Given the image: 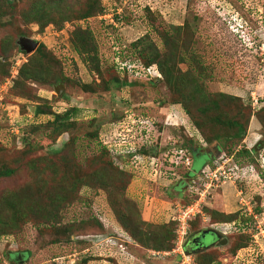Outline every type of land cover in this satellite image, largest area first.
I'll use <instances>...</instances> for the list:
<instances>
[{"label":"rangeland","instance_id":"obj_1","mask_svg":"<svg viewBox=\"0 0 264 264\" xmlns=\"http://www.w3.org/2000/svg\"><path fill=\"white\" fill-rule=\"evenodd\" d=\"M23 38L38 42L44 51L22 50ZM141 53L145 59L153 53L168 56L180 73L194 77L192 87L200 86L214 98L235 97L222 110L242 114L238 117L246 133L221 142L216 140L219 132L232 136L236 131L196 129L185 107L177 104L185 102V95L174 93L158 64L148 65ZM0 62L6 66H0V170L6 155L40 162L64 146L65 158L85 171L97 168L91 162L104 146L128 170L115 169V184L106 174L84 184L74 181L77 191L61 215L62 226L74 225L71 242L52 245L58 239L56 226L41 222L23 205L8 210L3 200L18 188L25 190L20 198L25 205L48 204L55 198L52 185H57L48 183L50 174L17 164L13 177L0 178V232L4 218L13 217L17 227L11 238L0 239V264H15L27 251L30 256L18 264H180L178 240L171 241L173 255L151 257L148 250L157 251L154 239L147 247L126 234L119 223L128 212L121 208L117 217L111 205L117 197L146 222L141 231L150 237L162 226L173 230L170 222L191 208L196 215L189 235L214 230L221 236L209 249L200 247V254L191 252L197 264H209V256L211 264H264V0H0ZM43 66L44 72L36 70ZM23 69L37 78L28 86L21 84ZM117 75L126 83L121 89L112 83ZM57 78L65 80L58 83ZM59 84L64 85L61 95ZM197 90L186 101L192 103ZM73 108L80 110L75 127L55 141L46 125ZM37 109L50 114L35 115ZM96 131L100 136L93 140ZM73 136L79 138L75 156L67 146ZM144 147L147 154L142 152L144 162L138 161L136 169L124 156ZM183 151L191 173L180 167L161 177L159 166L166 156L176 158ZM219 168L227 178L217 183L213 172ZM123 185L128 186L122 198ZM214 212L237 214L241 223L216 224L221 219ZM248 237L247 247L236 250Z\"/></svg>","mask_w":264,"mask_h":264},{"label":"trees","instance_id":"obj_2","mask_svg":"<svg viewBox=\"0 0 264 264\" xmlns=\"http://www.w3.org/2000/svg\"><path fill=\"white\" fill-rule=\"evenodd\" d=\"M37 9H42V7H38ZM38 51L42 53V51H44L43 47L42 46L39 47ZM140 55H141V58L145 59L143 57V53H141ZM151 56L152 57L150 59H145V61H147L148 65H152L155 63L158 64L160 72L163 74L164 78L167 80L168 85L175 86L174 88H172L174 93L181 92L183 93V95H185L187 99V94H190V93L193 94L194 90L198 89L197 90L198 92L196 94L197 98L193 96L191 98L192 103H189L188 101H186L185 98H183L185 102L177 103V104H182L183 107H185L184 109L187 115H189L190 119L194 123L192 124L194 125L196 129L201 130V131H205L206 129H209V131L212 132L215 127L221 126L222 128H227L228 131L229 130L236 131V133L232 136H226L225 135L227 133L226 131L219 132L216 135V140L221 141V142L228 141L229 139L237 138L239 136L241 137L243 134L246 133V130H247L245 127L246 125L242 122V119L240 118L241 116H243L242 114L236 113L235 115H232L230 113L232 110H229V109L222 110L223 109L222 104L225 103L226 101H227V105L229 106L230 104H234V101L236 100L235 97L228 96L225 94H219L218 99L214 98L213 96L208 95L203 89H201L200 86L192 87L191 81L194 80V77L190 75L187 76V75H184V73L179 72L176 66V63L174 64V60H173L174 56L171 55L173 61H170L168 56H165L164 59H162L161 56H158L156 53H153ZM95 60L97 61V65H98L96 66L97 70L99 74L102 76L103 72L101 71L99 62L96 58ZM171 62H172V65H170ZM36 63L37 65H43L39 61H36ZM0 66L4 68L6 67L2 62H0ZM43 68L44 66L41 69L30 67L31 71L33 69H36L39 72H44L45 70H43ZM124 71H125L124 73H128L127 70H124ZM19 75L21 76V78H23V81H25V83L21 82V84L25 86H28L29 81L33 79H37L33 75L27 74L26 69L21 70ZM56 80L58 83H60L64 81L65 79L57 78ZM112 83L113 85L116 86L117 89H121L124 86H126V83L123 82L118 75L117 77L112 79ZM195 99H197V102H194ZM49 109L50 107L46 106V110L48 111ZM47 111H45L44 109H41L38 111L37 109L35 112V115L50 114ZM79 112L80 110L77 108L70 109L68 112H66L63 115H57L56 120H55L56 122L54 123L50 122L46 125V127L52 128L53 136H54L53 139L55 141L65 132L72 131V129L75 127L74 121L76 119V115ZM197 112H198V116L196 114ZM219 112H222V113H219ZM40 128H41L40 126L32 128L31 133L32 134L38 133V130ZM31 133L29 135H31ZM99 136H100V131H96V133L93 134V137H94L93 140L95 139L97 140ZM226 138H229V139H226ZM78 139H79L78 136H73L71 138L70 144L68 145L66 144L68 146V150L70 149V153L73 154V156H75V149H76L75 147L77 146L76 142L78 141ZM189 142L193 144L191 140H189ZM261 145L262 144L260 142L258 144V147H261ZM185 147H187L188 150L193 152L192 147H190L189 145ZM65 148L66 146H64L61 150L57 152L54 151L50 153L49 156L41 158L40 162L35 161V160L31 162L29 161L26 162L25 160H23L22 162H20V158L10 159L6 155L5 157L6 159L3 162V165L0 170V178H3V179L11 178L17 173L16 165L25 163V166L28 169H31L34 171L41 170L42 171L41 173H46V174L51 175V178L49 179L48 183H51V184L56 183L57 186L55 188L52 185V188L56 189V191L53 192L55 198L52 201H50L48 204L39 203V205L34 206L33 204L28 203L25 205L24 203H22V200H20V198L24 196L25 190L23 189L18 190V188L11 191V193H9V197H6L3 201L7 203V206L9 207L8 210H14L20 207L21 205H23L32 214L34 213L33 216H36L38 219L43 220L41 222L49 223L54 227L56 226L55 227L56 229L55 228L53 229H55L54 231L57 235L56 238L58 239L54 240L52 245L71 242V238L73 236V226L74 225L73 226L66 225L65 227L62 226L61 215L63 213V210L66 207V203L69 201V199H71V197L75 195L77 191L76 182H82V184H84L83 181H85L86 183L87 180L92 179L91 178L92 176L93 177L99 176V178L102 179L104 178V175L106 174L105 179H108L109 177L112 179V181H114V184H115L117 181H119V177H118V174L115 172V169L118 172H123L125 174L127 173L122 167H120L117 164L115 159L109 153V148L106 146H104L103 149L100 151V153L92 160L91 164L97 165V168L92 172H89L88 170L85 171L84 168L79 167V164H77L76 162L65 158V152H66ZM141 152H143L144 154H147V151L145 148L142 149ZM245 154L250 156V159H252V154H253L252 152L247 150L245 151ZM237 155L238 154L233 155V156L236 157ZM106 158L110 160L107 161ZM101 165H104V166L102 167ZM185 175L187 176V174ZM123 182L127 183L125 179L123 180ZM127 186L128 185H123L121 189L120 196L122 198L125 197ZM117 190H118V187H116V191ZM118 198L119 197L111 201V205L113 207L112 209L117 214V217H119V214H121L119 212L121 208L126 209L129 216L125 220L123 219L122 221H120L121 223L119 224L125 230L126 234H128L132 238V240H134V242L136 240L142 244H145V246L148 247L149 246L148 241H150L151 239H154L155 249L158 252H171L174 249L175 246L174 244L173 245L171 244V241H173L176 244V240H178L177 235H176V231L179 226L178 222H175V221L170 222L173 225V230H169L167 229V227L164 228V226H162L163 227L162 231L154 230L153 234L151 233V237H150L149 233H144L141 231V226L147 225L145 224L146 222L142 221L141 216L131 213L135 211L131 205L129 206V204L123 199H122V203H120L119 202L120 200ZM212 214L214 217L217 216L218 218L221 219V221L219 223H217L218 222L217 221L216 224H220V223H231L232 224V223H238V222L239 224L241 223L240 222L241 220L239 219L237 214L226 215V214H222L219 212H214ZM36 217H35V220L37 219ZM3 222H4V225L2 226V230L0 232L3 234H0V239L6 236L7 237L11 236L13 234L12 232H15V229L17 228L16 225L14 224L13 217L9 219L4 218ZM60 226H62L61 231L59 230ZM98 226L102 227L103 224L100 223L98 224ZM206 231H211V230H202V231L196 230V231H193L187 237L185 250L189 254H192V253L188 249V244H187L188 240L200 234L201 232H206ZM140 234H142L141 237H140ZM248 239H250V237H248L246 241L243 240L239 242L236 245V250L241 249L243 247H247ZM21 254H26L30 256L31 253L27 251V252H22ZM196 254H200V252ZM9 255L11 256L12 254H9ZM210 257L211 256L208 257L209 264L213 262V258H210ZM197 262L198 264H205L203 260L201 261L197 260ZM18 263L19 262L15 260V264H18Z\"/></svg>","mask_w":264,"mask_h":264},{"label":"built area","instance_id":"obj_3","mask_svg":"<svg viewBox=\"0 0 264 264\" xmlns=\"http://www.w3.org/2000/svg\"><path fill=\"white\" fill-rule=\"evenodd\" d=\"M170 155L166 156V159L164 160V162L160 165V161H158L159 163V170L161 172V177H167V175H174L173 172L176 171L177 169H179L180 167L183 168H189L191 166V160L189 159V155L186 156V154H184V151L182 153V155L178 152L176 158H170L169 160L167 159ZM172 156V155H171ZM144 156H135L133 158L132 163H135V168L138 169V166H136L137 162L140 161L139 163L144 162L143 159ZM142 158V160H141ZM137 159L136 162H134ZM229 161V160H228ZM152 163L155 162V159L151 160ZM167 165V166H165ZM168 168L169 170L163 171V168ZM221 169L223 168H219L216 171H214L213 173V179H215V181L217 183L220 182L221 179L224 180V178H227L226 172H219ZM217 173H219V176H217ZM240 173V172H239ZM223 177V178H222ZM229 179V178H228ZM218 185V184H217ZM195 213L193 212V210L191 208H186L185 211L181 212V214L179 215L178 218H175L172 221H176L179 223L178 229H177V235H178V242H177V251L179 253V256L182 258V261L180 264H197L195 259L193 258L192 255H190L189 253H187L185 251V242L187 237L189 236V232L191 230V226L190 223L193 220V217L195 218ZM151 257H169L172 254V252H155V251H149Z\"/></svg>","mask_w":264,"mask_h":264},{"label":"water","instance_id":"obj_4","mask_svg":"<svg viewBox=\"0 0 264 264\" xmlns=\"http://www.w3.org/2000/svg\"><path fill=\"white\" fill-rule=\"evenodd\" d=\"M39 47L38 42L32 41L27 38H23L21 40V49L26 51V52H32L36 50ZM57 93L59 95L62 94L64 90V85L59 84L57 87ZM205 235H208V239L206 240V243H208V247H212L213 245L217 244V242L220 240L221 236L218 234V232L211 230V231H206V232H201L199 235L195 236L194 238L191 239L190 247L194 248L197 244V242L201 239V237H205ZM190 242V241H189ZM228 240H223L220 241V244H227ZM22 257L19 256L18 259L20 260Z\"/></svg>","mask_w":264,"mask_h":264},{"label":"clouds","instance_id":"obj_5","mask_svg":"<svg viewBox=\"0 0 264 264\" xmlns=\"http://www.w3.org/2000/svg\"><path fill=\"white\" fill-rule=\"evenodd\" d=\"M16 77V76H15ZM145 148V147H144ZM143 148V149H144ZM142 149V148H141ZM141 149H140V153L138 152V151H136V152H133V153H128V154H126L124 157H125V159H126V161H129L130 160V162H132L133 161V158L135 157V156H146V155H143V153L141 152ZM193 168V167H192ZM124 169V168H123ZM125 170V169H124ZM191 170L192 169H189V171L191 172ZM126 172H128V170H125ZM186 177H188V176H186ZM8 237H10L11 238V236H8ZM7 238V237H6ZM129 239L131 240V238L129 237ZM129 239H127V242L126 243H131V241L129 240ZM122 247H124V248H122L123 249V251H127L128 249H127V246H122ZM129 251V250H128ZM148 251H151V250H148ZM156 252H158V251H156ZM187 252V251H186ZM188 253V252H187ZM19 256H21L22 258L19 260L18 259V257ZM133 258H134V262H137L138 261V259L135 257V256H133V255H131ZM25 258H26V255L25 254H19L18 256H17V259H15L17 262H19V263H22L23 261H25Z\"/></svg>","mask_w":264,"mask_h":264},{"label":"flooded vegetation","instance_id":"obj_6","mask_svg":"<svg viewBox=\"0 0 264 264\" xmlns=\"http://www.w3.org/2000/svg\"><path fill=\"white\" fill-rule=\"evenodd\" d=\"M194 237H192V238H194ZM191 239H189L188 243H187L188 244V249H189L190 252L198 253V252H200V250H198L200 247H202L204 249L208 248V245H207L208 243H206V240L208 239V235H205V237H201V239L197 242V244H196V246L194 248L190 247ZM217 243H219V241Z\"/></svg>","mask_w":264,"mask_h":264},{"label":"crops","instance_id":"obj_7","mask_svg":"<svg viewBox=\"0 0 264 264\" xmlns=\"http://www.w3.org/2000/svg\"><path fill=\"white\" fill-rule=\"evenodd\" d=\"M134 263H136V262H134Z\"/></svg>","mask_w":264,"mask_h":264}]
</instances>
